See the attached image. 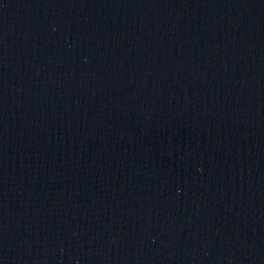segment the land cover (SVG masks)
Wrapping results in <instances>:
<instances>
[{
  "label": "water",
  "instance_id": "obj_1",
  "mask_svg": "<svg viewBox=\"0 0 264 264\" xmlns=\"http://www.w3.org/2000/svg\"><path fill=\"white\" fill-rule=\"evenodd\" d=\"M0 264H264V0H0Z\"/></svg>",
  "mask_w": 264,
  "mask_h": 264
}]
</instances>
